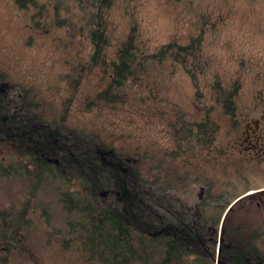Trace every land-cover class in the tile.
I'll list each match as a JSON object with an SVG mask.
<instances>
[{
  "label": "rangeland",
  "instance_id": "rangeland-1",
  "mask_svg": "<svg viewBox=\"0 0 264 264\" xmlns=\"http://www.w3.org/2000/svg\"><path fill=\"white\" fill-rule=\"evenodd\" d=\"M38 2L39 8L24 10L13 0H0V71L6 75L0 79L1 91L12 83L32 89L47 121L63 117L67 129L82 131L102 150L146 156V166L160 160L163 178L174 180V193L182 199L201 197L211 183L214 193L226 194L229 205L236 200L230 225L264 226V160L241 146L245 123L264 115V0H113L108 10L111 50L131 26L145 52L170 41L187 44L202 34L199 91L204 94L215 76L223 84L240 82L237 125L214 107L210 115L219 125L215 144L222 153L206 154L195 149L183 153L185 144L177 147L183 121L204 120L210 106L197 100L180 64L167 60L144 82L126 86L114 101H99L107 78L89 62L90 1ZM15 151L12 143L0 142V162L14 164ZM171 152L178 153L176 158L165 155ZM51 192L45 180L31 204L54 202ZM28 198L19 175H0V210L19 209ZM39 213L36 209L30 215L24 240L11 249L0 241V264H86L63 248L56 234L59 223L47 224Z\"/></svg>",
  "mask_w": 264,
  "mask_h": 264
},
{
  "label": "trees",
  "instance_id": "trees-1",
  "mask_svg": "<svg viewBox=\"0 0 264 264\" xmlns=\"http://www.w3.org/2000/svg\"><path fill=\"white\" fill-rule=\"evenodd\" d=\"M13 1L24 10L40 7L38 0ZM89 1V62L107 78L97 100L114 101L126 86L147 80L155 66L167 60L178 63L192 80L197 100H207L210 106L204 120L183 121L177 147L185 144L183 153H222L215 144L219 125L210 113L219 107L237 125L235 99L241 87L237 79L223 84L215 76L204 94L199 91L202 34L187 44L170 41L145 52L131 26L111 50L107 14L113 0ZM5 77L0 71V79ZM37 97L18 83L0 90V142L12 143L16 150L14 164L0 162V175H19L29 193L19 209L0 210V241L7 248L25 239L23 230H28L37 209L47 224L59 223L56 234H61L63 248L86 264H264V226L230 225L234 205L218 234L229 206L226 194L214 193L207 183L201 197H177L174 180L163 178L160 160L146 166V156L102 150L87 134L67 129L63 117L47 121ZM165 155L176 158L178 153ZM45 180L54 202L31 204Z\"/></svg>",
  "mask_w": 264,
  "mask_h": 264
},
{
  "label": "flooded vegetation",
  "instance_id": "flooded-vegetation-1",
  "mask_svg": "<svg viewBox=\"0 0 264 264\" xmlns=\"http://www.w3.org/2000/svg\"><path fill=\"white\" fill-rule=\"evenodd\" d=\"M244 127L245 135L241 146L244 150L259 156L260 160H264V115L245 123Z\"/></svg>",
  "mask_w": 264,
  "mask_h": 264
},
{
  "label": "water",
  "instance_id": "water-1",
  "mask_svg": "<svg viewBox=\"0 0 264 264\" xmlns=\"http://www.w3.org/2000/svg\"><path fill=\"white\" fill-rule=\"evenodd\" d=\"M236 200H234L225 210V212L223 213V216H222V219H221V223L223 222L224 218H225V215L227 214V212L229 211V209L232 207L233 203L235 202Z\"/></svg>",
  "mask_w": 264,
  "mask_h": 264
}]
</instances>
